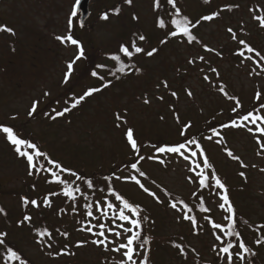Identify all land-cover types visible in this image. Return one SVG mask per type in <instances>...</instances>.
I'll return each instance as SVG.
<instances>
[{"label":"rangeland","instance_id":"obj_1","mask_svg":"<svg viewBox=\"0 0 264 264\" xmlns=\"http://www.w3.org/2000/svg\"><path fill=\"white\" fill-rule=\"evenodd\" d=\"M160 2L163 4L164 0H159V5ZM217 2L210 6L219 9L221 18L211 21L200 19L209 15L201 0L177 2L192 20L200 21L192 32L202 42L189 43L184 36L173 37L156 27L155 16L163 12L157 10L155 0H132L131 4L126 0H91L90 17L83 26L79 14L72 16L77 0H0V26L13 30H0V124L24 130L52 158L68 167L78 164L91 174L132 159L134 149L126 136L129 128L134 139L177 143L185 124H190L192 132L213 112L224 110V115L233 111L236 99L228 98L232 92L225 97L220 91L222 83L240 94L249 108L256 89L264 88V61L254 52L240 51L243 45L239 41L251 43L264 55V27L256 19L264 16V0ZM105 13L107 19L103 18ZM69 19L73 21L71 27ZM69 33L79 45L57 39ZM140 36L148 41L147 48L129 61L124 59L131 66L129 75L125 72V79L122 76L117 82L118 77L108 75L116 66L113 57L120 46L131 49L133 41L141 47L144 42ZM80 46L84 55L77 60ZM152 49L157 51L148 56ZM73 61L71 75L66 78L67 66ZM72 83L74 89L69 92ZM90 89L99 91L85 96ZM81 96L85 98L79 100ZM78 100L83 102L77 105ZM34 101L39 102L37 111L30 116ZM65 108L69 111L56 115ZM260 113L264 114V108ZM259 127L257 122L255 127L248 124L228 131L226 142L239 161L228 156L215 140L205 141L209 158L234 192L236 212L248 224L239 223V227L241 237L255 252V259L248 260L237 246L230 250L232 258L223 253V247L228 245V235L224 234L229 231L225 219L230 215L226 211L228 206L212 181L208 188L199 185L197 171L205 173L200 154L191 157L190 151L182 150L189 159L171 153L143 159L140 167L145 175L138 179L148 192L131 179L116 181L120 196L143 210L141 239L136 245L143 243L144 247H137L133 257L137 264H142L140 261L146 255L153 264H264V133L256 130ZM16 147L0 130V204L4 210L0 212V233L7 231L8 240L17 239L15 242L35 264L126 261L123 250H114L126 242V235L132 234L124 231L132 227L130 223L118 219L122 205L116 206L114 217L99 215L96 208L91 215H76L71 223L70 249L61 251L56 245L49 248L31 237L21 211V195L30 192L39 199L40 206H45L47 199L48 207L59 204L63 196H49L53 188L47 185L45 175L32 185L39 159L34 156L37 167H30ZM22 150L34 154V150L24 146ZM121 177L126 180L129 175ZM149 193H155V197ZM172 203L178 209H173ZM221 203L225 204L223 209L219 207ZM7 212L11 219L6 228ZM31 212L35 216V210ZM125 214L135 218V213L127 209ZM185 216L194 219L190 221ZM32 222L36 224V220ZM215 224L222 228L216 229ZM100 231H104L105 237L98 236ZM105 238L108 250L93 243ZM80 242L81 246H77ZM58 252L63 254L57 255Z\"/></svg>","mask_w":264,"mask_h":264},{"label":"trees","instance_id":"obj_2","mask_svg":"<svg viewBox=\"0 0 264 264\" xmlns=\"http://www.w3.org/2000/svg\"><path fill=\"white\" fill-rule=\"evenodd\" d=\"M177 2L181 3V0L176 1V7L180 8L181 14L186 15L193 23H195L196 21L192 20L189 17L190 14L186 13L185 9H183L182 6H180V4H177ZM201 2L206 6L207 11L209 12V15L212 14L213 12H217L219 13V15H217L215 18H221L219 9L214 6L211 7L210 5H213L216 2L220 4L222 0H201ZM157 10H160L161 12H163V14L155 16L156 27L161 28L158 22L160 19H163L165 23L168 25L167 27L162 28L166 33H169L170 31L175 30V26L170 23V20L172 18H178L175 15L173 4L170 3L169 0H164L163 4L160 2V5ZM206 15L207 14H204V16ZM196 37H197L196 40H199V43H201L202 40L199 39L198 36ZM142 42H144V44L141 46V48L146 50L148 41L144 39ZM245 43L246 45L251 46L253 48L251 43H248L246 41ZM122 47L124 46H120L118 49V52L115 53L116 56L120 57L119 60L116 59L115 68L112 71L109 70L108 72V75L119 78L117 82L121 81L122 76H123L122 79H125L124 73L127 72V74L129 75V71L131 68V66L130 65L128 66L127 62L124 60L126 59L129 61L130 58L125 57L126 55L122 51ZM138 47H140L139 43H138ZM129 50L134 52V49L132 48ZM255 50L257 51L256 48ZM240 51H245V52L247 51L244 45L240 48ZM137 54L139 53H134V55H137ZM121 68H123V71H121ZM74 82L80 83V81H75V80ZM222 84L224 85L223 87L226 93L232 92V95H229L228 97L232 96L234 99L239 100V104H236L237 105L235 108L236 111L235 112L227 111V114H224V115L221 114V113H225L224 110H222V112L219 111L217 114L216 112H213L207 120L205 119L203 120V123L201 124L200 128H198L197 130L189 132V128H188L186 130V135L188 136L189 139H195L198 142V145L193 146L192 148H194L197 151V153L200 154L202 160H203V157L206 155L209 162L213 166L211 170H205V174L209 176V184L212 181L213 184L215 185L214 179H213V171H214V174L221 178V182L224 183L227 188L229 202H224V203L227 206H228V203H230L235 210V225L234 227H229L228 232H233V233L238 232L239 233V235H235V234L231 236L228 235L227 236L228 244L240 247V249L242 250V253L245 255L246 258H248V260L255 259V257L253 256L255 252L250 250L249 242L247 243L241 237L242 229L239 227V223L243 225H248V224L246 221H244L241 215L236 212V208L234 206V202H235L234 196H233L234 192L231 190L230 185H228L227 179L222 177L219 174L215 164L209 158V154H208L209 151H207L206 149L205 141H209L207 137L212 136L213 137L212 140H215L217 143L221 144V146L224 147L226 151H230L229 150L230 147L226 142L227 133L229 130H235V128H239V127L229 126L226 128H222L221 125L222 124L230 125L233 119L237 121V124H240L241 123L240 117L247 114L250 111L254 112V114H261L260 112L262 109V105H264V88H259V90L262 89L261 91L259 90L257 91L256 89L254 97H253L254 101L252 102V105L249 108H246L245 104L241 100V95L234 93L227 84L225 83H222ZM73 85L75 84L72 83V85L70 86L69 92H73V89H74ZM258 93H259V99L257 98ZM82 102L83 101H79L77 105H80ZM257 122L259 123L260 127H264V123L260 121H257ZM4 126L13 127L19 137L27 139L28 141L34 143L33 137L27 134L24 130L18 129L15 126H10L6 124H4ZM230 127L232 129H229ZM213 128H215L216 131L219 133L218 136L212 132ZM22 134L24 136H21ZM135 140L137 141V147L140 149L139 155H142L145 159L150 157L149 155L150 151H152L151 154L153 155L152 156L153 158L160 156L162 154H165V153H158L156 151V148L160 146L176 144V142L169 143V142H166L165 140L149 141V140H146V138L142 139L141 137L136 138ZM180 142H184V136H182L181 140L178 141L177 143H180ZM200 148H203V153L200 152ZM38 149L42 151L43 153H45L46 155L42 157H38L39 165L36 171V177H35L36 180L33 182L32 185H35V183L41 178V176L45 175L47 177V185H51L53 188V191L49 193V196L52 195L53 197H56V196L62 195L63 198L59 204L53 207L40 206L38 204L39 199L34 195L31 196V193L27 191L21 195V200L23 203L21 207V211L23 213L22 214L23 218L25 216H29L31 218L30 221H28L27 223L28 233L31 235V237L36 238L39 241L40 245H48V244H51L52 246L56 245L59 247V249H61V251L71 248L72 238H69V236L72 237L70 234L71 229H72L71 223L73 222V218L76 215L79 214L80 216L81 214H83V216H85L86 214H89L94 208H96L99 215L105 213V214H108V216L110 215L111 217H114V211H115L116 206L122 205L123 207L122 201L115 199L116 195L120 196V192L118 190V185L116 184V181L118 182L119 180V182L121 181L129 182V179L125 180L121 177L124 174H128L129 177L136 176L138 179L139 173L137 169L141 171L140 165L143 161L139 159V156L134 150V155L130 161L119 162V163H116L112 167V169H108V170L102 169L99 171L92 172L90 174L89 171H87L82 166H79L78 164L75 167L65 166L60 161L52 158L49 152H44L40 147ZM51 161H56L61 167L59 168L56 167V165H54ZM133 163L137 164V169H133L131 167V164ZM61 169H67V171H62ZM53 172L56 173L55 176L52 175ZM87 172L89 174H87ZM89 181H91V186H89V183H88ZM77 188H80V189L77 190ZM204 188H208V187H204ZM34 189L35 187L33 188V190ZM65 189H71L73 192V196L66 195ZM81 191H83L84 194H82ZM25 197H27L29 200V203L27 205L24 203ZM113 198L115 199V201ZM32 200H36L38 206H33L31 208ZM129 203L131 202L129 201ZM109 204L113 205L111 209L108 207ZM47 207L50 208L48 209L49 211H47ZM0 208H2L1 204H0ZM30 209L35 210V216L31 215L32 212ZM200 209H203V208H200ZM4 217H5L4 226L7 228L9 226L8 219L9 220L11 219V217L9 216V212L4 213ZM51 217H54V219ZM34 220H36V224H33L32 221ZM228 222H229V225L232 224V220H228ZM45 228L49 232H51V237L41 238L37 235L39 230H43ZM0 230H3L2 227H0ZM1 232L6 233L7 235L0 236V239L4 240V244H0V264H20V261H13L9 258V254L6 251L7 248H12L14 251H17L21 259L27 261V264H35V262L33 263L25 255L23 250L20 248L19 243L15 242L17 239L8 240L7 238H8L9 232L7 231H1ZM64 233H67V236L63 235ZM235 238H237V240H235ZM41 240H43V242H40ZM146 242H147L146 239H144V243ZM245 249H247V251H245ZM146 256L148 257V255ZM230 257L232 258L233 255L231 254ZM140 263H142V260L140 261ZM148 264H153L149 260V258H148Z\"/></svg>","mask_w":264,"mask_h":264},{"label":"snow or ice","instance_id":"obj_3","mask_svg":"<svg viewBox=\"0 0 264 264\" xmlns=\"http://www.w3.org/2000/svg\"><path fill=\"white\" fill-rule=\"evenodd\" d=\"M126 2L128 4H131L132 0H126ZM169 2L173 4L174 10H175V15H176V17H178V18H172L170 20V23L175 26V30L170 31L169 35L173 36V37L182 35V36L187 38L189 43L195 41L197 39V37L192 34V29H194L200 23V21L198 20L195 23H193L186 15H182L181 14L180 8L176 7V0H169ZM78 3H79V0H77V4ZM155 6L159 7V0H155ZM115 11L118 13L119 9L117 8V9H115ZM75 15H76V13L73 12L72 16H75ZM217 15H219V13L213 12L210 15L202 16L200 19L203 20V21H211ZM103 18L104 19L108 18L107 13L104 14ZM256 19L260 22L261 27H264V16L256 17ZM158 23H159V26L161 28H165V27L168 26L163 19H160ZM72 24H73L72 19H69V26L71 27ZM0 30H4V31H8L9 33H13V30L11 28H7L6 26H0ZM228 32L232 33L233 34V38L235 39V33H233V30L231 28L228 29ZM57 39L61 40V42H70L73 45H79L80 44V42L77 39L73 38V35L71 33L67 34L66 36L57 37ZM139 39L141 41H143L145 39V37L144 36H140ZM162 43H163V41H162ZM239 43L241 45L245 46L247 52H250V53L254 52L256 57H259V59L261 61H264V55H261V53L259 51H256L251 46L246 45L245 41L241 40V41H239ZM131 48L134 49V52L129 50V46L122 47V51L129 58H131L134 55V53H141V52L144 51L143 48L136 46L135 41L132 42ZM208 50L211 51V49H208ZM156 51H157V49H152V51L147 52V55L148 56H152ZM83 55H84V49H83L82 46H80L79 54L76 56L75 59L78 60ZM240 55L243 56L244 53L241 52ZM113 58L117 59V60L120 59L119 56H115ZM200 59L203 60V57H201ZM74 62L75 61L70 62L68 64V66H67L68 67V73L66 74V78L71 75V71H72ZM121 71H123V68H121ZM137 71H139V69H137ZM212 71L218 75V72H216V69H212ZM93 75H95V73H93ZM205 79L207 80L208 77L206 76ZM165 86H167L166 82H165ZM97 91H99V89H90L88 92L85 93V96H90L93 92H97ZM220 91L222 93H224L225 95H227V93L225 92V89L223 87L220 88ZM172 95L176 96V93L173 92ZM188 95H191V93L189 92ZM85 96L79 97V100H83L85 98ZM228 98L229 99H234L233 97H228ZM257 98L259 99V93L257 94ZM79 100L77 101V103L79 102ZM235 102L237 104H239V100L238 99H236ZM38 103H39L38 101H34L33 102L32 107H31V109L29 111V115L30 116L36 113ZM73 107H75V104L73 105ZM262 108H264V105H262ZM67 111H69V109L65 108L63 112H57L56 115L57 116H61V115L64 114V112H67ZM233 111L235 112L236 109L234 108ZM117 119H120L119 114H117ZM177 119H178V117H177ZM240 121H241V123L237 124V121L235 119H233L231 121L230 125L229 124H222L221 127L222 128H226V127H229V126H234V127L243 126V127H247V125L249 123L252 124L255 127L257 121H260V122L264 123V114H254V112L250 111L247 114L241 116L240 117ZM188 128H190V124H185L184 125V129L181 132V135L184 136V142H180V143H176V144H172V145L160 146V147L156 148V151L158 153L178 154V155L184 157V159L187 160L190 157L185 155V152L182 151V150H188V151H190V156L191 157H196L197 152L192 150V147L193 146H197L198 142L195 139H189L188 138V136L186 135V130ZM0 130H2L4 133L7 134V139L11 142V144H13L14 146H17L16 147V151L21 156L26 157V159L28 160V162L30 164V167H37V165H35L33 163L34 156L35 157H42V156L46 155L45 153H43L42 151H40L38 149V147H37V145L35 143H32V142L28 141L27 139L19 137L17 132L14 130L13 127L4 126V125L0 124ZM248 130L251 132V131H253V128H248ZM256 130L259 131L260 133H264V127H259ZM212 132L215 135H217V136L219 135V133L216 131L215 128L212 129ZM126 136H127L128 141L130 142L131 147L136 151L137 155L139 156V159L143 160L144 157L142 155H139L140 149L137 147V141L133 138V130L131 128H129L127 130ZM207 139L212 140L213 137L212 136H208ZM22 146H24V147H26L28 149L34 150V154L30 153L29 151L22 150ZM261 147L264 148V145H261ZM200 152L203 153V148H200ZM227 154H228V156L232 157L233 159L239 160V157L238 156H233L231 151H227ZM152 158L153 157H151V156L149 157V159H152ZM51 162L54 165H56V167H58V168L61 167L56 161H51ZM202 164H203V169H205V170H211L213 168V166L209 162V160H208L206 155L203 157ZM131 167L133 169H137V164L133 163V164H131ZM197 167H199V165ZM61 170L62 171H67V169H61ZM137 171H138L140 177H144L145 174L143 172L139 171V169H137ZM192 171H197V170L196 169H192ZM52 175L55 176L56 173L53 172ZM241 175L243 176L244 173H241ZM196 178L199 181V185L204 186V187H208L209 186V176L206 175L203 170L197 171V177ZM126 179H131V180L135 181L141 188H143V190L145 192L149 191L147 188L144 187L143 184L140 183V180L137 179L136 176H130V177H127ZM189 179L191 180V177H189ZM213 179H214V183H215V186H216L217 190H222L221 191V199L224 202H229V196L227 194V188H226L225 184L221 182V178L214 174V171H213ZM61 182H63V181H61ZM88 183H89V186H91V181H89ZM65 194L68 195V196H73V192H72L71 189H65ZM149 194L153 195L155 197V193H149ZM115 199L116 200H120L123 203V209H120L119 213H118L119 219L122 220V221H128L130 223V225L132 226L130 228L125 229L124 231L126 233H132V234L131 235H126V242L120 244L114 250L117 251V252H121L123 250L122 251V256L127 258L126 261L122 260L121 264H129V262H130V264H137L136 260L133 259L134 255H136V253H137V247H139L141 249L144 247L143 243H140L138 246L136 245V241H139L141 239V232H140L139 229L141 227V221H142V219H144V217H142V215H141L143 210L138 205L134 207L133 204L129 203V201L124 199L122 196L116 195ZM24 203L26 205L29 203V200H28L27 197L24 198ZM181 203H183V202H181ZM31 204L34 205V206H38L36 200H32ZM44 204H45V206H48L49 201L46 199L44 201ZM108 207L111 209L113 207V205L109 204ZM171 207L173 209H177V204L176 203H172ZM183 207L187 208L188 206L186 204H183ZM219 207L223 209L225 207V204L221 203L219 205ZM125 209H127L129 211V213H135V218L133 216H131V215H126L125 214ZM3 211L4 210L2 208H0V212H3ZM226 211L228 213H230L231 215L225 217V219L232 220V224L228 225V227H234V225H235V210H234L233 206L230 203H228V207H227ZM89 215H91V213H89ZM184 218L189 219L190 221L194 219L192 217H187V216H185ZM30 219L31 218L29 216H25L24 217L25 221H30ZM21 223H23V221H21ZM100 227L103 228L104 226L101 225ZM214 227L216 229H220V228H222V225L221 224H215ZM88 231H91V229H88ZM224 234L229 235V236L234 235V234L235 235H239L238 232H236V233L226 232ZM6 235H7L6 233H0V236H6ZM37 235L39 237H41V238H43V237H51V232H49L45 228L43 230H39ZM63 235L67 236V233H64ZM98 236L99 237H105L104 231H100L98 233ZM40 242H43V240H41ZM82 243L83 242H80V244H78L77 246H81ZM93 243H95L97 245H104L105 249L108 250L107 249V244H106V238L105 239H96V240L93 241ZM0 244H4V240L3 239H0ZM47 246L50 248L52 245L48 244ZM175 246L178 247V248H181V251H183V249H182V247L180 245H175ZM232 247H233V245H231V244H228L226 247H223V249H222L223 253L229 254V256H230L231 255V251L230 250L232 249ZM6 251L8 252L9 258L11 260L20 261V264H27V261L22 260L17 251H14L12 248H7ZM245 251H247V249H245ZM60 254H63V252H58L57 253V255H60ZM142 264H148V257L147 256H144L142 258Z\"/></svg>","mask_w":264,"mask_h":264},{"label":"water","instance_id":"obj_4","mask_svg":"<svg viewBox=\"0 0 264 264\" xmlns=\"http://www.w3.org/2000/svg\"><path fill=\"white\" fill-rule=\"evenodd\" d=\"M90 2L91 0H79V3L75 6V13L81 15V26H83L86 20L90 17Z\"/></svg>","mask_w":264,"mask_h":264}]
</instances>
